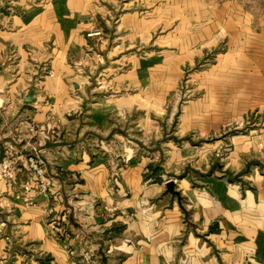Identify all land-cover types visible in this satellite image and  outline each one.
I'll return each instance as SVG.
<instances>
[{
  "label": "crops",
  "instance_id": "crops-1",
  "mask_svg": "<svg viewBox=\"0 0 264 264\" xmlns=\"http://www.w3.org/2000/svg\"><path fill=\"white\" fill-rule=\"evenodd\" d=\"M20 2L0 5V160L8 144L36 147L54 186L24 193L21 157L0 179V264H264V12ZM194 66L205 69L186 82L200 90L164 135L165 102ZM27 122L48 137L30 138Z\"/></svg>",
  "mask_w": 264,
  "mask_h": 264
},
{
  "label": "built area",
  "instance_id": "built-area-1",
  "mask_svg": "<svg viewBox=\"0 0 264 264\" xmlns=\"http://www.w3.org/2000/svg\"><path fill=\"white\" fill-rule=\"evenodd\" d=\"M102 32L99 28H89L86 32L87 37L101 36ZM49 73H51L49 71ZM26 129L30 138L41 137L46 139L48 136L44 132L45 130L41 125H37L32 122L26 123ZM5 156L0 160V179L12 180L14 177V171L16 170L18 157H21L32 176V183H26L22 186L24 193H30L33 191L36 194L41 195L44 198L52 193L53 178L46 172L44 162L40 156L39 149L31 147L30 150L24 152L23 150L15 149L11 144H8ZM27 204H32L31 200H27ZM51 228L56 232L60 231V228L56 225H51Z\"/></svg>",
  "mask_w": 264,
  "mask_h": 264
},
{
  "label": "rangeland",
  "instance_id": "rangeland-1",
  "mask_svg": "<svg viewBox=\"0 0 264 264\" xmlns=\"http://www.w3.org/2000/svg\"><path fill=\"white\" fill-rule=\"evenodd\" d=\"M15 1V0H14ZM21 2L23 0H20ZM241 1V3L243 4L244 8L248 11H252L253 13H262L264 12V0H239ZM11 0H0V5H8L11 4L10 3ZM20 2V3H21ZM215 50H213L207 57L206 59L208 61H211L212 63L215 61ZM228 58H236V53L235 52H228ZM216 62H214L215 64ZM219 64V63H218ZM234 65V64H233ZM201 69H205L203 66H194L192 69L191 68H187L185 67L184 70V74L183 77L181 79V82L179 83L178 88L174 91L173 94L169 95V98L167 99V101L165 102V107L167 108L168 112H174V116L172 118H169V116H162L161 119V127H162V131H164L163 133H165L164 135L170 136L171 134V130H173L175 123H176V116H178V114H180V110L183 109V107L188 103V100L191 99V96H193V93L197 90L200 89H196L194 88V85L186 82L187 77L190 74H193V72L197 71V70H201ZM221 71H224V73H222ZM212 74H217L218 76L220 74H224V75H231V74H235V68L229 67L228 69L226 68H220V65H216L214 66L213 69H211ZM247 120L249 121V124L252 122H255L258 120V116L253 113V114H248L246 116ZM170 133V134H169Z\"/></svg>",
  "mask_w": 264,
  "mask_h": 264
},
{
  "label": "water",
  "instance_id": "water-1",
  "mask_svg": "<svg viewBox=\"0 0 264 264\" xmlns=\"http://www.w3.org/2000/svg\"><path fill=\"white\" fill-rule=\"evenodd\" d=\"M165 189L167 192H169L171 195L178 196V192L174 189V180L173 179H167L164 183Z\"/></svg>",
  "mask_w": 264,
  "mask_h": 264
},
{
  "label": "trees",
  "instance_id": "trees-1",
  "mask_svg": "<svg viewBox=\"0 0 264 264\" xmlns=\"http://www.w3.org/2000/svg\"><path fill=\"white\" fill-rule=\"evenodd\" d=\"M158 179V178H157Z\"/></svg>",
  "mask_w": 264,
  "mask_h": 264
}]
</instances>
